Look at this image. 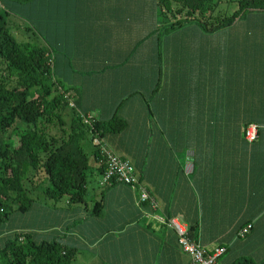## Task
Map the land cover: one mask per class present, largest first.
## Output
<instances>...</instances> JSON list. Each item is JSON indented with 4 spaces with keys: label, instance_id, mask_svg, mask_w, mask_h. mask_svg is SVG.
Segmentation results:
<instances>
[{
    "label": "crops",
    "instance_id": "1",
    "mask_svg": "<svg viewBox=\"0 0 264 264\" xmlns=\"http://www.w3.org/2000/svg\"><path fill=\"white\" fill-rule=\"evenodd\" d=\"M2 3L19 36L48 50L71 106L128 121L115 150L106 146L149 194L140 203L130 186H101L91 162L100 193L92 211L63 209L62 226L81 222L64 243L101 264H191L175 221L191 242L225 250L217 264L264 260V12L209 31L166 29L156 0Z\"/></svg>",
    "mask_w": 264,
    "mask_h": 264
},
{
    "label": "trees",
    "instance_id": "2",
    "mask_svg": "<svg viewBox=\"0 0 264 264\" xmlns=\"http://www.w3.org/2000/svg\"><path fill=\"white\" fill-rule=\"evenodd\" d=\"M156 1L163 24L174 18L164 26L166 29L195 24L218 31L231 27L249 12H264V0H239L237 11L210 25L215 0ZM1 5L0 264H73L80 250L64 243L63 236L53 232L49 238V234L41 236L35 229L9 230V224L15 215L25 217L33 210L36 202L30 194L37 190L33 183L38 176L44 175L49 182L44 191L47 199L57 203L66 198L70 206L84 204L88 174L94 170L91 160L100 163L101 174L104 169L94 139L109 138L117 142V136L127 131L129 123L114 115L105 121L95 116L93 128L84 124L81 114H90L79 111L76 105L71 106L67 92H60V87H56L48 50L31 42H18L11 33L9 13ZM68 109L71 114H67ZM17 122L25 127L19 128ZM19 130L18 140L5 138L9 131ZM88 142L93 148L91 155L84 148ZM144 178L141 177L142 182ZM97 214L98 210H94L91 217ZM75 223L81 222L69 221L68 227L64 226L69 231L67 236L78 233ZM190 235L194 237L193 233ZM233 264H264V260L255 262L242 257Z\"/></svg>",
    "mask_w": 264,
    "mask_h": 264
},
{
    "label": "rangeland",
    "instance_id": "3",
    "mask_svg": "<svg viewBox=\"0 0 264 264\" xmlns=\"http://www.w3.org/2000/svg\"><path fill=\"white\" fill-rule=\"evenodd\" d=\"M238 1L239 0H215V9H213L211 11L213 13V16H211V19H209V21L211 22V24L210 23L209 24L214 25V24H217L218 22H220L221 20H223L227 17H230L235 11H237ZM1 4H3V3H0V6L2 8ZM173 20H174V18L171 17L166 22H172ZM9 23L12 24V21L9 20ZM10 29H11V33H13V35L15 36V38L17 39L18 42H22V43H25V41L29 42V40H23L25 38H21L19 36L20 31L17 30V32H16V28H14L13 25H11ZM25 36H27V35H25ZM53 80H56V79H53ZM56 87H60L58 83L56 84ZM59 91L60 92H66L61 87H60ZM67 114H71V111L69 109H68ZM119 115L120 114H118V116ZM69 119L70 118H68V119L66 118V120H68V121H69ZM16 126H18L19 128L25 127V125L21 122H17ZM150 130L152 132L156 131L154 129V126H152V128ZM19 136H20V130L15 131V132L9 131L8 133L5 134V138H7V139L10 138V140H13V141L18 140ZM103 141L107 146L109 145L108 146L109 148H111L112 150H115V148L113 146H116L117 144H115L113 141H111V139L109 140V138H105V140H103ZM121 146L124 148L127 147V145L124 142L121 144ZM84 148H85V151L89 155H91L93 148L89 142L84 144ZM152 148H153V146H148L149 153H150ZM91 162L94 164L93 160H91ZM90 172L91 171H89V174H88L89 175L88 176V186H87L88 187V194L86 196V202L84 204H87L88 209L90 211H92L94 208L93 206L95 205L96 199H98L97 195L100 193V187L98 185V183H99L98 180H99L100 176L94 170H92L91 173ZM38 177H37L38 180L35 179V181L33 183V185L36 187L37 190H36V192L34 191V193L32 192V194H30V197L32 199H34L36 202L33 210L29 213V215H26L25 217L20 216V215H15L13 217L11 223L9 224V230L10 229H30V230L35 229L34 231H37L41 236H46L47 234H49L48 235L49 238H51V234L53 232L57 233L59 236H67L69 234V231H68V228H66V227H68V226L67 225H66V227L61 226L59 228V225H61L63 223L60 215H61L63 209H69L70 211H72L73 210L72 208L76 207L77 205H71V206L67 205L66 204V200H67L66 198H64L63 200H61L60 202H57V203L47 199L44 191L46 190L47 186L49 185V182L44 175L38 176ZM80 207L85 210V205H80ZM48 211L52 212V214H48ZM75 225L77 227L80 226V224H78V223H75ZM5 231H7V230H5ZM76 236H79V234L77 233ZM84 243L86 245H88V243H86V242H84ZM90 255H91L90 252H88L87 250H84V249L80 250V253H78L73 264H101L100 260L93 259L94 257H90Z\"/></svg>",
    "mask_w": 264,
    "mask_h": 264
},
{
    "label": "built area",
    "instance_id": "4",
    "mask_svg": "<svg viewBox=\"0 0 264 264\" xmlns=\"http://www.w3.org/2000/svg\"><path fill=\"white\" fill-rule=\"evenodd\" d=\"M80 119L84 124L93 128L95 119L94 115L81 114ZM257 137L258 128L256 125H251L246 130V138L249 140V142H254ZM94 143L99 146L100 153L103 158L101 163L103 164L104 169L100 181L101 186L108 187L115 183L130 186L135 192L138 193L139 202L147 203L150 199L149 194L144 186L140 183L131 162L112 153L107 148L103 140L101 141L99 138H95ZM170 226H172L179 234L178 242L183 251L191 256V264H217L218 258L225 252L223 248L209 251L198 243L191 242L187 238L186 231L183 229V227L175 221L170 222ZM248 231L249 229L242 230L239 237H245Z\"/></svg>",
    "mask_w": 264,
    "mask_h": 264
}]
</instances>
